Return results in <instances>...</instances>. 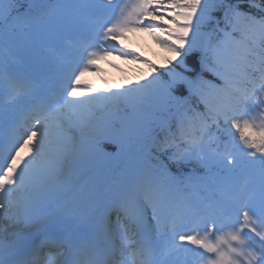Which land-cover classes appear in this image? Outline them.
<instances>
[{"label":"snow or ice","instance_id":"obj_1","mask_svg":"<svg viewBox=\"0 0 264 264\" xmlns=\"http://www.w3.org/2000/svg\"><path fill=\"white\" fill-rule=\"evenodd\" d=\"M0 264H264V0H0Z\"/></svg>","mask_w":264,"mask_h":264},{"label":"rangeland","instance_id":"obj_2","mask_svg":"<svg viewBox=\"0 0 264 264\" xmlns=\"http://www.w3.org/2000/svg\"><path fill=\"white\" fill-rule=\"evenodd\" d=\"M121 45L126 46L127 49L134 51L154 65H157L164 57L171 58V53L161 47L148 32H126L125 37L119 40L118 47ZM98 66L101 71L86 73L84 80L100 79L101 85L99 88L105 85L113 87L116 85H128L148 72L147 65L121 58L116 54L101 60Z\"/></svg>","mask_w":264,"mask_h":264},{"label":"trees","instance_id":"obj_3","mask_svg":"<svg viewBox=\"0 0 264 264\" xmlns=\"http://www.w3.org/2000/svg\"><path fill=\"white\" fill-rule=\"evenodd\" d=\"M167 59H170V58H167V57L162 58V60H161L156 66H157V67H162V66H164V65H165V62H166ZM108 150L111 151L112 148H109Z\"/></svg>","mask_w":264,"mask_h":264}]
</instances>
